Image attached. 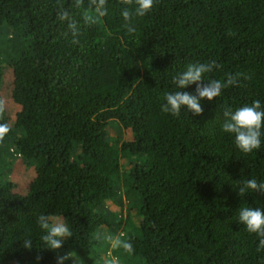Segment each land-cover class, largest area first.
I'll return each instance as SVG.
<instances>
[{
  "label": "trees",
  "instance_id": "1",
  "mask_svg": "<svg viewBox=\"0 0 264 264\" xmlns=\"http://www.w3.org/2000/svg\"><path fill=\"white\" fill-rule=\"evenodd\" d=\"M99 4L0 0V87L9 72L17 109L11 125L0 96V149L19 131L13 144L34 171L23 194L0 172V264H56L40 240L41 214L67 224L60 251L88 264L105 261L107 232H118V264H264L260 237L237 214L264 207V192H236L242 180L264 181V140L243 153L221 129L226 111L254 100L264 108V0H154L127 22L120 13L134 0H103V16ZM62 8L78 43L56 18ZM189 63L213 66L205 80L231 75L235 84L202 100L201 114L174 116L162 110L164 94L178 90L172 78ZM121 126L126 137L110 140Z\"/></svg>",
  "mask_w": 264,
  "mask_h": 264
},
{
  "label": "clouds",
  "instance_id": "2",
  "mask_svg": "<svg viewBox=\"0 0 264 264\" xmlns=\"http://www.w3.org/2000/svg\"><path fill=\"white\" fill-rule=\"evenodd\" d=\"M135 7L130 12L127 7L121 11V16L124 21L129 20L130 15L145 16L153 6L154 0H134ZM80 0H74V6L79 7ZM97 14L103 16V0L96 8ZM56 18L61 23H64L67 29L71 32L73 43H78L76 37L79 31L78 24L72 19V15L68 9H58ZM85 22H94V18L88 15L82 17ZM128 31L134 32L135 29L128 26ZM212 65L208 63H189L183 71L178 72L173 78V83L176 91L167 92L164 94V103L162 110L172 115H179L181 110H184L192 115L202 113V100L207 99L212 101L219 96L223 89L229 85L235 84V80L231 75L221 82L217 79H204V74L212 70ZM207 81L206 83H201ZM196 85L195 93H190L186 89L190 85ZM225 119L221 124V129L224 133L230 134L234 138L235 146L243 153H251L261 147L264 140V108H261V102L254 100L250 105H244L236 108L233 111L224 113ZM6 129H0L4 131ZM264 192V181H259L255 178L242 180L236 192L240 197L253 192ZM238 222L250 232L255 233L259 239V246L264 247V207L248 204V206L239 207L237 210ZM36 223L41 230L40 240L44 245V249L57 252L56 264H79V256L74 253V250L60 251L64 242L71 237V231L67 224L62 219L50 217L41 214L37 217ZM118 242V241H117ZM22 247L25 250H32L33 240L27 237L22 242ZM123 247L128 249L130 245L124 243ZM35 260L39 262L40 257L37 255Z\"/></svg>",
  "mask_w": 264,
  "mask_h": 264
},
{
  "label": "rangeland",
  "instance_id": "3",
  "mask_svg": "<svg viewBox=\"0 0 264 264\" xmlns=\"http://www.w3.org/2000/svg\"><path fill=\"white\" fill-rule=\"evenodd\" d=\"M1 32L7 33V28H2L0 30ZM9 72H6V75L4 76V79L1 80V87H0V96L2 97V100L4 101L7 118L11 125H13L14 119L16 117L17 109L14 106L12 102H10L8 98V88H9ZM121 138L118 139L117 135L114 129L112 127L111 131H109V139L116 140L119 143L122 142V140L126 137V130L121 126ZM19 131H15L14 133L7 139V141L2 145L0 149V172L2 174H5V176L8 178V183L12 188L15 189L17 193L23 194L27 191V186L29 182L34 177V171L32 170V163L27 162L23 160L19 153L16 151L15 146L13 144V139L17 136ZM130 162H137L138 156L133 155L129 158ZM128 161L122 160V168L125 169L127 167ZM123 193V200L124 203H128L131 199V197ZM124 217H126L124 212ZM125 230V226H122L119 229V232H122ZM118 232H107L106 233V243L105 248H102L100 252L104 253L106 256L105 261L103 260L102 264H118V261L116 259L115 253L113 251V244L117 238ZM75 253V252H74ZM77 254V253H75ZM79 256V255H78ZM79 264H88L81 256H79Z\"/></svg>",
  "mask_w": 264,
  "mask_h": 264
}]
</instances>
